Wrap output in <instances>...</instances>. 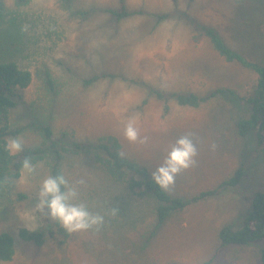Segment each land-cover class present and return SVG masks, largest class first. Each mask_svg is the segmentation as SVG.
<instances>
[{
    "label": "rangeland",
    "instance_id": "1",
    "mask_svg": "<svg viewBox=\"0 0 264 264\" xmlns=\"http://www.w3.org/2000/svg\"><path fill=\"white\" fill-rule=\"evenodd\" d=\"M0 60H11L31 73L23 99L10 109L8 124L21 132L22 146L43 140L40 126L52 127L61 143L63 131L77 139L118 137L122 152L149 172L161 163L170 146L190 134L197 147L195 163L182 170L167 190L184 199L216 188L242 170L238 183L171 213L151 240L156 202L135 197L115 182L89 153L62 152L61 169L70 182L81 181L80 198L103 217L94 229L69 233L64 244L47 240L37 246L21 240L20 227L40 228L38 187L49 175L52 148L9 181L0 201V232L15 240V255L0 264H260L261 241L220 249L218 231L238 228L250 210L253 193L264 189V146L257 131L240 135L236 121L249 106L238 98L218 96L197 107L163 103L143 83L163 91L197 94L227 87L243 95L256 74L228 62L203 35L178 16L156 22L133 15L116 20L104 9L118 0H2ZM131 9L180 11L217 28L225 41L249 59L264 65V0H126ZM85 11L84 13H82ZM120 78L83 80L94 73ZM48 79L52 82L48 83ZM133 79L137 82H133ZM134 122L143 142H129L123 128ZM22 194L23 196H20ZM31 217L32 219H29ZM211 259V261H210Z\"/></svg>",
    "mask_w": 264,
    "mask_h": 264
},
{
    "label": "trees",
    "instance_id": "2",
    "mask_svg": "<svg viewBox=\"0 0 264 264\" xmlns=\"http://www.w3.org/2000/svg\"><path fill=\"white\" fill-rule=\"evenodd\" d=\"M25 1V0H18ZM4 5L0 0V18ZM116 20H121L133 15H148L155 17L156 22L167 19L170 16H178L192 30L207 38L213 50L228 62H234L253 71L256 74V82L252 88L243 95H237L236 91L227 87H216L204 94L192 91H163L144 84L148 93L154 94L163 103V111L169 109V101L173 100L178 105L197 107L218 96L228 95L243 100L248 104L249 110L246 116H241L236 121L238 133L246 135L252 130L257 131L259 144L264 146V65L255 62L244 54L230 46L223 38L220 31L212 25L195 19L185 11H180L174 4V9L169 12L145 11L142 8H129L126 0H118L116 7L104 9ZM83 11L82 13H84ZM120 78L126 80L123 75L113 72H101L91 74L83 82L91 84L99 79ZM133 82H137L133 79ZM31 81V73L11 60H0V201L7 193L9 181L20 176L22 161L27 158L30 162H37L47 155V148H52V156L49 164V175L62 174V152L72 151L75 154L89 153L98 165L102 166L108 175L115 181L125 184L128 190L137 198L151 197L156 202L154 208L155 221L146 233V241L151 240L166 218L173 212L180 211L188 205L206 199L219 192L225 186H234L238 183L242 170H236L234 176L223 180L216 188L200 191L191 198L184 199L173 196L167 190L159 188L151 181L149 170L122 152V146L117 136L105 134L95 140L77 139L72 132L63 131L60 134L61 143L53 139L52 127L49 124L40 126L43 140L40 144L23 146L22 151L12 155L6 148L7 138L21 132V128L11 129L8 124L10 109L18 105L23 99V90ZM48 83L52 82L48 79ZM23 196L22 194H19ZM40 228L30 229L20 227L18 237L23 241L32 242L40 246L47 240L57 244H64L68 240L69 233L63 230L55 221L51 220L46 213L38 211ZM220 249L228 245H248L257 241L262 242L259 250L260 264H264V189L253 193L250 210L245 214L238 228L232 225H224L218 231ZM15 255V240L7 231L0 232V261H10ZM211 261V259H210ZM206 261L204 264H207Z\"/></svg>",
    "mask_w": 264,
    "mask_h": 264
},
{
    "label": "clouds",
    "instance_id": "3",
    "mask_svg": "<svg viewBox=\"0 0 264 264\" xmlns=\"http://www.w3.org/2000/svg\"><path fill=\"white\" fill-rule=\"evenodd\" d=\"M123 135L129 142H143L132 121L124 126ZM22 147L21 141L15 138L6 144L12 155L22 151ZM196 155L197 147L190 134L178 137L161 163L150 173L151 181L161 189L169 188L182 170L194 165ZM22 168L28 174L34 171V166L27 158L22 161ZM80 184L81 181L70 182L62 174L45 176L39 183L36 210L46 213L68 233L98 228L103 223V217L90 211L86 202L81 200Z\"/></svg>",
    "mask_w": 264,
    "mask_h": 264
}]
</instances>
